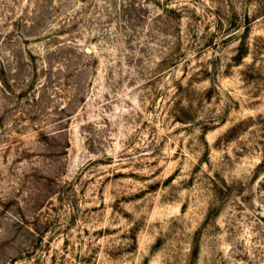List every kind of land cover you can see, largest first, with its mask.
Returning <instances> with one entry per match:
<instances>
[{"label": "rangeland", "instance_id": "1", "mask_svg": "<svg viewBox=\"0 0 264 264\" xmlns=\"http://www.w3.org/2000/svg\"><path fill=\"white\" fill-rule=\"evenodd\" d=\"M0 264H264V0H0Z\"/></svg>", "mask_w": 264, "mask_h": 264}]
</instances>
